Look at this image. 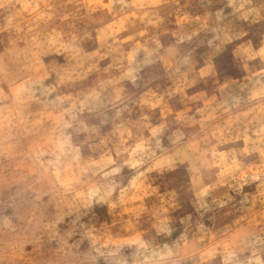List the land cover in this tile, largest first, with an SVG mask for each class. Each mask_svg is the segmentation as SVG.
I'll return each instance as SVG.
<instances>
[{"label":"rangeland","instance_id":"obj_1","mask_svg":"<svg viewBox=\"0 0 264 264\" xmlns=\"http://www.w3.org/2000/svg\"><path fill=\"white\" fill-rule=\"evenodd\" d=\"M0 264H264V0H0Z\"/></svg>","mask_w":264,"mask_h":264}]
</instances>
